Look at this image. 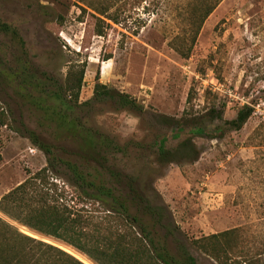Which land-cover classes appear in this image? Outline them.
<instances>
[{
    "label": "rangeland",
    "instance_id": "1",
    "mask_svg": "<svg viewBox=\"0 0 264 264\" xmlns=\"http://www.w3.org/2000/svg\"><path fill=\"white\" fill-rule=\"evenodd\" d=\"M183 1L146 0L123 26L110 24L98 37L94 14L82 12L73 0H0V111L6 117L0 115V198L41 173L54 200L80 202L63 168L44 172L47 157L34 145L47 144L57 158L77 162V146L38 99L63 84L70 65H83L75 115L116 144H127L128 157L119 155L117 165L133 175L143 170L149 195L168 208L197 264L217 263L191 247L193 239L243 227L264 244V150L251 140L264 123V0H223L204 23L189 59L170 47L183 26ZM98 77L140 110L92 99ZM244 105L254 113L240 132L220 136L221 122L205 118L215 108L224 121L232 120ZM185 111L205 127L191 132L161 123L163 116L179 119ZM189 137L200 152L197 162L155 167L153 154L160 147L174 149ZM95 209L93 215H100ZM0 218L24 235L76 253L2 213Z\"/></svg>",
    "mask_w": 264,
    "mask_h": 264
},
{
    "label": "trees",
    "instance_id": "2",
    "mask_svg": "<svg viewBox=\"0 0 264 264\" xmlns=\"http://www.w3.org/2000/svg\"><path fill=\"white\" fill-rule=\"evenodd\" d=\"M73 1L82 12L89 10L94 14L98 37L104 36V27L110 28V24L123 26L131 13L146 3V0ZM222 1L184 0L179 4L183 26L170 41V47L182 59H189L204 23ZM142 27L140 25L139 29ZM2 28L4 32L9 31L5 25ZM84 76L83 65H70L63 84L57 85L50 95L38 99L43 112L49 114L51 120L54 118L77 146V162L57 158L47 144L34 145L47 157L48 166L44 172L63 168L68 182L77 189L80 202L71 205L72 201L67 198L54 200L40 181L41 173L0 198V213L10 221L77 254L67 250L71 255L24 235L0 218V264H197L168 208L149 195L142 179L143 170L133 175L117 165L119 155L128 157L127 144H116L89 126L87 119L75 115L74 104H78ZM92 99L114 101L122 110H140L134 99L102 85L99 77ZM187 101L191 102L190 96ZM253 113V108L244 105L236 111L234 119L224 121L221 112L212 108L205 118L221 122L217 129L221 136L243 130ZM0 115L6 119L3 111ZM187 115L185 111L179 119L163 116L161 123L198 132L204 122ZM211 139H216L215 135H211ZM251 140L256 141L254 147L264 150V123L255 129ZM199 157L200 152L189 137L174 149L160 147L153 154V162L156 168L162 169L173 164H193ZM96 207L100 212L98 216L93 215ZM190 245L217 264H264V244L257 242L243 227L193 239Z\"/></svg>",
    "mask_w": 264,
    "mask_h": 264
},
{
    "label": "built area",
    "instance_id": "3",
    "mask_svg": "<svg viewBox=\"0 0 264 264\" xmlns=\"http://www.w3.org/2000/svg\"><path fill=\"white\" fill-rule=\"evenodd\" d=\"M211 86H212L213 90H218L217 87H216V85H212L211 84Z\"/></svg>",
    "mask_w": 264,
    "mask_h": 264
}]
</instances>
